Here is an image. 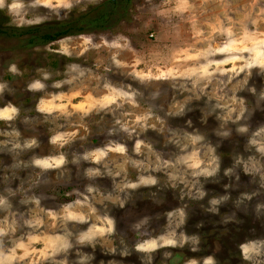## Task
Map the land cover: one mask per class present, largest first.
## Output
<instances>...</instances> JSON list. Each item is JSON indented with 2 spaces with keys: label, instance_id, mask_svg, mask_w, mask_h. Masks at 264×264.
<instances>
[{
  "label": "clouds",
  "instance_id": "obj_1",
  "mask_svg": "<svg viewBox=\"0 0 264 264\" xmlns=\"http://www.w3.org/2000/svg\"><path fill=\"white\" fill-rule=\"evenodd\" d=\"M100 2L0 0V13L8 18L6 27L24 29L53 18L66 20ZM133 5L128 28L66 36L44 45L45 53L67 62L62 70L34 68L25 83L26 92L40 94L33 108L5 101V94L12 96L15 90L0 79V157L11 158L7 165L0 158V264H93L98 247L113 257L136 253L140 264H153L160 252L159 264H175L173 252L162 250L201 251V236L187 234L184 226L187 202L206 198L201 210L220 215L222 225L242 223L237 212L248 215L249 208L264 224V198L257 199L264 197V123L255 128L250 123L255 112L264 111V0H133ZM5 71L21 77L26 69L9 62ZM113 75L122 79L114 82ZM254 77L261 80L259 89ZM195 105H200L202 124L216 121V143L193 128L190 119L184 128L170 126L169 120L185 117ZM33 111L37 115H29ZM92 116L99 118L94 123L105 142L88 148ZM50 122L47 142L54 151L40 154L39 137L23 135L17 124L32 128ZM150 130L174 151L157 150L146 135ZM233 132L245 140L243 153L234 151L231 166L223 169V177L232 181L223 185L225 194L210 195L206 182L220 183L217 149ZM77 142L81 150L67 151ZM69 165L86 181L83 189L72 187L63 193L65 202L45 207L42 202L54 197L36 189L52 183L46 178L49 172L56 174V182L70 184ZM241 171L252 187L233 198L230 190L240 188ZM105 177L110 189L96 183ZM141 188L171 190L179 206L163 214L166 223L160 231L150 229L149 216L132 223L134 243L129 245L118 236L111 209H124ZM152 196L154 204L164 203L156 193ZM229 203L235 210L221 215L220 208ZM237 247L242 264H264V235L246 238ZM183 264L220 262L213 254L185 258Z\"/></svg>",
  "mask_w": 264,
  "mask_h": 264
},
{
  "label": "rangeland",
  "instance_id": "obj_2",
  "mask_svg": "<svg viewBox=\"0 0 264 264\" xmlns=\"http://www.w3.org/2000/svg\"><path fill=\"white\" fill-rule=\"evenodd\" d=\"M111 3L112 0H101L99 4L91 6L85 13H74L70 15L69 18L63 21H57L53 18L45 24L31 26L24 29L6 27L8 18L0 13V79L8 80L10 86L15 90L14 95L12 96H8L7 94H5V101H12L13 103L21 106L22 109L33 108L35 97L39 96L40 94L26 92L25 83L34 75V68L43 66L49 67L50 69L62 70L64 64L67 62L66 58L62 56L45 53L43 51L44 45L40 41L35 40V42H31L28 36L22 37L20 35H26V30L33 27L43 28L42 30L40 29V31L45 32L49 30L48 28H50V26L60 27V29L65 31L68 29V27L72 26L76 20L85 17L86 14L92 11H94L92 12V14H95V17H97V15L99 16L103 11V5H111ZM133 7L134 5L132 0L131 5L127 8L128 10H126L125 15H123L120 20L108 23V27H102L103 29L101 28L99 30L100 32L97 33H103L114 29L123 30L132 26L130 23V11ZM88 31H74L67 36L77 37L81 34H89L90 32ZM53 46L55 47L56 45ZM37 48H39L40 51H36ZM9 62H17L20 68L26 69L24 75L21 77H13L10 74H7L5 69ZM110 78L114 82H119L122 79V77H120L119 75H113ZM253 83H255L257 88L259 89L261 84L260 78L254 77ZM241 95L248 100L253 99L247 93H242ZM75 102L76 101H73V103ZM199 106L200 105H195V110L188 113L185 117L169 120V124L172 127L184 128L186 127V121L190 119L192 121L193 128L200 129L206 134H209V139L213 143H216L217 138L212 134V129L217 126L216 121L214 120V118H209L206 124H202L200 122L201 113L199 112ZM29 115L34 116L37 114L33 111L29 113ZM97 119L99 118L96 116L88 118L87 123L92 128V135L86 142L85 147L91 148L95 146H101L105 142V136L97 134V127L94 123V121ZM105 119H110V117L106 116ZM250 123L253 128H255L260 123H264V111L255 112ZM17 126L20 128L23 135H36L39 137L41 142V149L37 150L38 153L40 152V154H48L50 151H54V149L50 148L47 142V129L53 126L51 122L43 126H36L32 128H24L23 125L19 123L17 124ZM187 130L191 131L192 129ZM146 135L150 140L155 142V147L157 148V150L163 151L165 153L174 151L171 146L167 148L163 146V138L157 133L150 130ZM244 143V138L237 136L235 132H233V136L229 140L220 142V147L217 149L218 154L222 156L220 183L206 182L205 190L208 191L210 195L225 194L223 185L228 184L232 181H230L229 178L223 177V169L231 166V155L234 151L243 153ZM127 144L131 149L132 142L129 141L127 142ZM71 150H81L79 142L72 145L70 149H67V151L69 152ZM0 158L4 160L6 165L11 163V158L7 155H4ZM84 166L87 167V165H82V167ZM68 167L71 169L72 173V181L70 184L65 185L63 183L56 182V174L54 172H49L46 174V178L52 181V183L48 185H42L40 188L36 189L37 194L54 197V199L49 198L42 202L45 207L55 208L59 205V203L65 202L66 198L64 197L63 193L70 190L72 187H77L81 190L83 189V185L86 183V181L83 179H78L76 177V170L74 166L69 165ZM239 174L240 188L230 190V195L233 198L237 197L240 191L251 190L252 187L249 184L250 177L246 176L242 171ZM134 176L135 174L133 173V178ZM96 183L103 188H111V181L106 177L99 178ZM16 184H18V182L13 184V188L16 187ZM153 193H156V196L158 198H163L164 203L160 205L154 204L152 202ZM261 198L264 197H260L257 199ZM206 200L203 202H187L189 205V219L184 226V231L187 234H198L201 236V251L199 253H192L187 248L165 249L162 251L173 252V260L175 261V264H183V260L185 258L200 257L213 254L216 256V259L220 262V264H242V261L239 258L237 245L243 242L246 238L264 235V224L254 218L251 212V208H249L248 215H245L243 212H237V217L242 221V223L222 225L219 223L220 215L206 214L201 210L200 203H204L206 205ZM255 202L256 201L254 200L252 204H254ZM13 203L14 205L19 207L16 201H14ZM178 206L179 201L175 198V194L171 190L158 191L156 188H141L133 193L132 200L128 205L125 206L124 209H111V215L116 219L118 236H124L127 243L131 245L132 243H134V233L130 230V225L132 223L136 222L140 218H143L144 216H149L152 217L150 229L153 232L160 231L162 226L166 223L163 214L167 211H171ZM20 210L23 211L24 209L21 207ZM234 210L235 209L233 208L231 203H229L220 208V214L223 215L225 213H231ZM157 215L160 216V219H156ZM201 222L203 223V227L197 228L196 225ZM77 227L84 228L86 227V225H78ZM82 251L92 253L91 248H84L82 249ZM94 255L95 260L93 261V264H100L101 260L105 261V264H107V261L112 259L122 260V264H140V259L138 257V254L136 253H133L132 255L125 258H121L119 256L113 257L104 255L98 247L95 250ZM69 258L74 259V254H71ZM161 259V253H155L153 264H159V261ZM169 264H172V262H169Z\"/></svg>",
  "mask_w": 264,
  "mask_h": 264
},
{
  "label": "trees",
  "instance_id": "obj_3",
  "mask_svg": "<svg viewBox=\"0 0 264 264\" xmlns=\"http://www.w3.org/2000/svg\"><path fill=\"white\" fill-rule=\"evenodd\" d=\"M131 1L132 0H112L111 5L106 8L102 7L103 11L102 13L100 12L101 14L99 16L97 15V17H95L96 15H94L92 17L91 22L88 21L89 17L85 15V17L76 20L72 26L68 27L67 30L63 31L62 33L56 36L66 37L68 34H71L74 31L82 32L84 29L87 28V24L90 27L99 29L101 27H105L102 24H106L109 21L110 23L116 22L117 20H120L123 15H125L126 10H128L127 8L131 5Z\"/></svg>",
  "mask_w": 264,
  "mask_h": 264
},
{
  "label": "flooded vegetation",
  "instance_id": "obj_4",
  "mask_svg": "<svg viewBox=\"0 0 264 264\" xmlns=\"http://www.w3.org/2000/svg\"><path fill=\"white\" fill-rule=\"evenodd\" d=\"M108 6L109 5H105V4L103 5L104 8H106ZM92 12H94V11H92ZM92 12L86 14L89 17L88 18L89 22L92 21V17L95 15V14L93 15ZM108 23H110V21ZM108 23L102 24V25H104L105 27H108ZM86 26H87V28L84 29L83 31L85 32L86 30L87 31L89 30L88 32H90V33L100 32L99 30L102 28L101 27V28L98 29V28L90 27L88 24ZM40 29L42 30L43 28H40V27L29 28V29L26 30V35L23 34V35H20V36H22V37L28 36L30 38L31 42H35V40H37V41H40L43 45L49 44V43H51L53 41H57V40H60L61 38H63V36H58V37L56 36V35H58V34L63 32V30L60 29V27H52V26H50V28H48L49 30L46 31V32L45 31H40ZM12 38H14V37H12Z\"/></svg>",
  "mask_w": 264,
  "mask_h": 264
}]
</instances>
